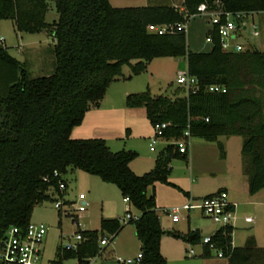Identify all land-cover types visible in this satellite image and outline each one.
Listing matches in <instances>:
<instances>
[{
  "label": "trees",
  "instance_id": "obj_1",
  "mask_svg": "<svg viewBox=\"0 0 264 264\" xmlns=\"http://www.w3.org/2000/svg\"><path fill=\"white\" fill-rule=\"evenodd\" d=\"M48 1L56 13L51 22L44 21ZM200 4L207 9L264 13V0H148L142 6L124 7H113L108 0H0V20H11L18 32L45 31L53 56L49 75L30 77L0 40V241L10 226L27 224L35 205L62 197L58 182L66 188L64 175L77 169L114 185L137 212L122 225L133 226L141 255L138 264H168L159 251L163 235L201 245L200 256L210 255L198 230L180 233L161 228L154 183L179 190L167 180L170 162L185 161L187 151L178 152L170 142L187 128L190 137L205 141L240 136L247 192L253 195L264 189V52L253 46L241 52L223 51L213 31L205 52L190 51L184 31L147 32L148 24L187 22ZM157 57L183 58L195 89L179 86L165 96L152 95L146 87L125 95V107H142L150 125L167 123L162 139L170 141L157 151L152 168L136 175L128 167L136 157L134 151H110L104 139L70 138V131L98 106L123 65L129 66V79ZM209 84L222 85L225 92H207ZM217 148L223 156L221 144ZM71 221L81 239L73 247L57 246L50 264L66 259L88 264L102 250L98 240L106 236L111 241L122 227L118 218L101 217L98 229L91 230H79L75 217ZM232 229L223 226L210 233V242L226 263L264 264V246L258 247L253 237L242 246H232Z\"/></svg>",
  "mask_w": 264,
  "mask_h": 264
},
{
  "label": "rangeland",
  "instance_id": "obj_2",
  "mask_svg": "<svg viewBox=\"0 0 264 264\" xmlns=\"http://www.w3.org/2000/svg\"><path fill=\"white\" fill-rule=\"evenodd\" d=\"M117 1H121L124 5L133 6H142L146 4L145 0ZM53 19H56V13L54 11L52 1H48V8L44 16V21L51 22ZM257 20L259 23V35L256 37L251 36L248 24L246 30L242 34L243 39H240L239 41L243 43L242 45L244 48L247 47V42H251L258 50L264 52V16L262 15L261 17L257 15ZM205 21V15H196L187 21L184 35L185 43L189 50L193 51L201 49L202 51H205L208 49L209 44L204 41V34L207 28ZM0 38L4 40L2 44L7 48L8 53L16 59H20V55L17 52L18 44L24 46L32 44V46L36 48L40 46L39 50L25 51L23 53V56L26 58L27 70L30 77L46 76L52 72L53 56L50 52L51 38L45 31L37 33H18L14 29L11 20L2 19L0 20ZM163 58L164 57H157L155 60H159L158 62H160V60H164ZM169 65V62L165 63L161 69V71H167L168 75L170 73L168 69L171 67ZM180 73L183 74V71ZM129 75V66L123 65L121 67V75L107 85L98 106L88 110L87 114L89 115H87V117L89 119L87 118L85 122L88 120L90 123L97 122L102 129L100 131L101 135H110V138L114 140L113 142L112 140H110L111 142H108L111 147H114L112 144H117V146H115L117 148H112L114 150L109 149L110 151H117L121 148L131 149L129 147H134L139 151H144L145 153H149L154 156L160 149L161 142L158 141L153 145L154 151H148L147 144L149 143V139L145 140L142 138V135L149 130L147 123L148 120L144 115V109L142 107H125L124 97L129 93L144 91L147 80L149 81L148 90L150 93L165 96H171L172 92L177 87L182 85L176 83L175 76H173L170 80L160 81L155 77H149L148 72L131 75L128 79L127 76ZM124 91H127L126 94H124ZM130 123L131 128L133 129V134L128 136L127 127ZM150 129L152 130V128ZM126 136L128 137L126 138ZM117 138H121L118 141L120 144L123 142L124 146L122 144V146H120L119 143H114ZM229 138L236 137L222 135L212 141H205L198 137H189L188 140L192 143L198 142L203 144V147L201 148L198 145V151L204 156L202 159L204 162H210L213 165H218L214 166L217 168L221 164L223 165L222 159L219 158L220 155L217 148L218 143L221 144L223 154L226 152V158L228 161H234L236 157V153H234V151L237 152V149L238 155L240 156V136L236 139L238 144L237 148L235 146L233 148L232 145L227 143ZM170 166L171 173L169 180L171 183H173L175 179H182L187 183L189 182L197 186L199 190L213 189L218 183L225 181V179L234 183L236 189L234 196L237 199L236 201H238L237 210L239 209V214L234 221L231 233V240L235 246L244 245L245 239L252 234L250 228H252L253 225L262 226L264 232V189L259 190L251 197H245L239 190L240 180L234 181V178H232L229 173L225 176L219 173V171H212L208 169L203 172H199L195 179L192 176H188L185 170V162L183 160L173 159L170 162ZM218 169H224V166H221ZM64 179L68 186V195L73 197L78 192H84L86 195V210L80 213L78 218L79 230L98 229L99 218L101 217L114 218L117 216L116 218H118L120 222V220L124 218V212L127 208L130 212H132V207L128 203L122 201L118 189L112 184L103 183L96 176L88 175L78 170L75 172V175L68 171L64 175ZM156 195V206L159 207L156 208V212L160 217L161 225L165 228L164 230H172L171 227H173L181 229L182 232L180 233H184L187 229L186 219L184 218L186 214L185 212H181L179 222L172 223L161 211L163 208L179 206L188 198L185 199L183 194L176 188L168 185L165 186L161 183L156 185ZM102 213L113 216H104ZM245 215L250 216L254 223H245L243 221V217ZM189 217L190 225L202 228L200 232L201 236H204L205 231L208 233V231H211L216 227L208 219L202 217L197 211L189 212ZM30 221L42 223L46 227V232L41 243V258L39 264H50V260L53 258L54 251L57 246L71 245L77 241L75 239V232L77 229L76 224L73 223L71 218L67 215L60 214V216H58L57 211L52 206V201H43L35 205L30 215ZM132 232L133 227L131 224H123L118 232V251L115 250L112 252L113 238L107 245L100 246L102 250L97 256L91 258L88 264H118L115 262V257L117 256L133 259L136 256L137 249L131 252L130 237ZM174 239H170L171 241L167 239L164 243V246L166 247L165 251L169 256L170 264H227L225 258L216 257L214 252H210L208 257H199L187 254L183 247L188 250L189 246L181 245L178 240ZM260 243L261 247L264 246V240L262 241L261 239ZM190 248L194 253L198 252V246H190ZM61 264H77V262L75 259H66L63 260ZM131 264H138V262H133Z\"/></svg>",
  "mask_w": 264,
  "mask_h": 264
},
{
  "label": "built area",
  "instance_id": "obj_3",
  "mask_svg": "<svg viewBox=\"0 0 264 264\" xmlns=\"http://www.w3.org/2000/svg\"><path fill=\"white\" fill-rule=\"evenodd\" d=\"M174 8L179 11L181 6L173 3ZM205 15L206 24L208 26V33L204 35V41L208 44L211 43V32H215L221 50L226 52H241L250 49L255 45L247 42L246 48L239 40L243 39V32L249 24L251 36L256 37L259 35V23L257 20V13L244 12V11H227L223 9H207L205 5L200 4L197 7V13L190 16ZM189 18V19H190ZM186 23H179L176 25L171 24H148L146 30L149 33L161 35L172 33L174 31H184ZM1 40V38H0ZM250 46V47H249ZM256 48V47H255ZM176 83L181 84L185 89H195V79L188 76L185 72L178 74L175 79ZM207 92L223 93L225 87L219 84H209L205 87ZM205 121L207 118L204 119ZM167 126V123H154L151 125L152 135L149 138V150H153V145L157 140L162 139V131ZM190 137L189 131L185 128L180 138L174 141H168L176 145L178 152L186 151L188 139ZM55 175V174H54ZM58 189L65 190L63 182H58ZM84 192H78L71 200H64L58 197L52 201L53 208L60 214L67 215L70 218L75 217L78 223V216L86 210L87 202ZM122 201L128 203L127 197H122ZM236 203L228 199L227 193L224 190H216L207 195L198 198H188L184 203L179 206L171 208H163L162 213L169 218L171 222H177L181 217V212L197 211L202 217L208 219L213 223L216 228L223 226H230L233 228L236 219L235 214ZM129 218H134L130 213H126L124 218L120 220L121 223ZM250 216H244L243 221L251 223ZM46 232V227L42 223L28 221L24 227L10 226L3 239L0 241V264H39L41 258V243ZM78 241L81 239L79 233L75 235ZM109 243L108 237L103 236L98 240L99 246H105ZM231 243V242H230ZM201 244H206L210 252H214L215 256L222 258V253L219 249L215 248L214 244L210 242V234L202 236ZM187 254H192L190 244ZM232 245V244H231ZM73 247V244L66 245ZM138 252L133 259L115 257V262L118 264H131L138 262L140 259Z\"/></svg>",
  "mask_w": 264,
  "mask_h": 264
},
{
  "label": "crops",
  "instance_id": "obj_4",
  "mask_svg": "<svg viewBox=\"0 0 264 264\" xmlns=\"http://www.w3.org/2000/svg\"><path fill=\"white\" fill-rule=\"evenodd\" d=\"M145 1L147 3V0H145ZM108 2L113 7L133 6V5H124L121 1L119 2L117 0H108ZM262 15L264 16V13H258V16H261L262 17ZM205 23H206V21H205ZM206 30H208V26H207ZM19 37L21 38L20 35H19ZM3 41L4 40L2 39V42ZM17 46H18L17 52L20 55V59H17V60L19 62H22L25 65V67L27 68L26 58L23 56V53L25 51H34V50H37V49L39 50L40 49V46H38V48L32 46V44L31 45H25V46L18 44ZM187 48H188V46H187ZM209 48H210V45H209V47H208L207 50H209ZM207 50H205V51H207ZM190 51H192V50H190ZM193 51L199 52V51H202V50L201 49H198V50H193ZM205 51H202V52H205ZM163 59L164 60H160V62H158L159 60H155V58L151 59L148 62L147 66H146V69L143 72L144 73L145 72L146 73L148 72V76L149 77H155V78H157L160 81L170 80V79L173 78V76H175V78H176L180 72H182V71L185 72V62H184V59L183 58L164 57ZM167 61L170 63L169 66H171L168 69L170 71L169 75H168L167 71H165V72L164 71H161L162 66H164L165 63H168ZM161 63H163V64H161ZM146 87L147 88L149 87V81L148 80L146 81ZM126 92L127 91H124V94H126ZM150 94L157 95L155 93L154 94L153 93H150ZM87 113H88V111L84 114V117H83L81 123L79 125H77V126H75V127L72 128V130L70 131V138H102V139H104L107 147L110 150H114L112 148H117V147H115V146H117V144H112L111 143L112 145H114V147H111V145L108 143L110 140H112V142L114 141L113 139L110 138V135H108V136L101 135L100 131L102 129H101L100 125L97 122L96 123H94V122H91L90 123L89 120H88L89 122L88 121L85 122L86 119L88 118L87 115H89ZM147 123H148V126H149V130L142 135V138L145 139V140H148L151 137V132H152V130L150 129L151 128V125L149 124V122H147ZM132 130L133 129L131 128V123H130V125H128V127H127L128 136H130L131 134H133V131ZM135 134H136V132H135ZM128 136H126V138ZM230 136L231 137H236V138H229L227 140V143L229 145H232L233 148H234V146L237 148L238 147V144H237V140L236 139L239 136H236V135H230ZM120 139L121 138H117L115 140L116 142H114V143H119L120 144V142L118 141ZM158 141L161 142L160 149L164 145H166L167 143H169L168 141H166L164 139H159L156 142H158ZM235 141H236V143H235ZM121 144L123 145V142ZM121 144H120V146H122ZM198 145H199L200 148L203 147L202 146L203 144H200L198 142L192 143V142H190L188 140V144H187V147H186L187 158L184 161L185 162V170H186L188 176H192L193 178L196 179V177L198 176V173L199 172H203L204 170H208V169L209 170H212V171L213 170L219 171V173H221V174H223L225 176H227V173H229L231 175V177L234 178V181L240 180L239 181V190L243 194V196H245V197L250 196L251 197V196H253V195H255L257 193L256 192L253 195H249L248 192H247V176L242 171V160H241L240 156L238 155V149H237V152L234 151V153H236V157H235L234 161H232V162L231 161H228L227 158H226L227 157V154L225 152L222 157H219V158L222 159L223 165L221 164L219 167L215 168L214 166H218V165H213L210 162H204V160L202 159V158H204V156L201 154V152L198 151ZM129 148H131L129 150H132V151H134L136 153V157H134L128 163L129 169L134 174L141 175L144 172H147L148 170H150L152 168V166H153V160H154L155 155L152 156L149 153H145L144 151H139V150H137L134 147H129ZM148 151L149 152L154 151V148H153V150H149V146H148ZM198 152H199V154H198ZM221 166L222 167L224 166V169H218ZM170 168H171V166H170ZM76 171H78V170L77 169H74L73 171H69V172H71V173H73L75 175V172ZM170 173H171V170H170ZM170 173H169V175L167 177V180L169 182H171L169 180ZM157 184L158 183H154L155 208H159V207L156 206V197H157V195H156V185ZM173 184L176 185L179 188V191L181 193L182 192H185L186 193V195H184L182 193L185 199H187V198H198V197L207 195L209 193H212V192H214V191H216L218 189H222V190H224L227 193L228 199L230 201L236 203V209H235L236 218H237V216L239 214V209L237 210V205H238L237 202L238 201H236L237 199L234 196V194H235L234 192H236L235 185H234L233 182H230L228 179H225V181H221L213 189H205V190H199L197 186H195V185H193V184H191L189 182L187 183V182L183 181L182 179H175V181H173ZM163 185H165V184H163ZM165 186H167V185H165ZM67 189H68V186L66 184V188H65V190L63 192V198H64V200H71L74 196L72 197L71 195H68ZM136 213L137 212L132 208V212H130V214L131 215H134ZM102 214H104V213H102ZM104 216H113V215H109V214H106L105 215L104 214ZM157 216H158V214H157ZM116 217L117 216H115L114 218H116ZM78 218H79V216H78ZM184 218L186 219L187 229H189V230L196 229L199 232H201V230H202L201 227H195L194 225H190V223H189V219H190L189 212L185 214V217ZM158 221H159V224H160L161 228L162 229H165L161 225L160 217L159 216H158ZM177 222H179V220ZM177 222H172V223H177ZM251 223H254V221L252 220ZM171 229L174 230V231H177V232H182L181 229H179V228H173V227H171ZM213 230L208 231V233L205 231L204 232V236L210 234ZM250 230L252 231V234L250 236H248V237H253L254 240H255V244L258 247H261L260 240L261 239H262V241L264 240V232H263L262 226H254L253 225L252 228H250ZM230 237H231V235H230ZM118 239H119V234L117 233L114 236V241H113V246H112V252H114L115 250L118 251V248H117ZM167 239H169V241H171L170 239H174V238L169 237V236H166V235L162 236L160 238V241H159V251H160L161 255L165 258L166 262L168 264H170L169 263L170 262L169 261V256L167 255V253L165 251L166 250L165 249L166 247L164 246V243H165V241H167ZM174 240H178L181 245H187V243L185 244V242H183L180 239H174ZM231 244H232V246H235V244L232 243V240H231ZM130 246H131V252H133L135 249H137V253H138V251H139V243H138V241H137V239H136V237L134 235V230H133V232L131 234V237H130ZM193 246H198V252H196V253L193 252L192 255L193 256H199V257H201L200 256V254H201V245H193ZM183 249L185 250V247H183Z\"/></svg>",
  "mask_w": 264,
  "mask_h": 264
}]
</instances>
